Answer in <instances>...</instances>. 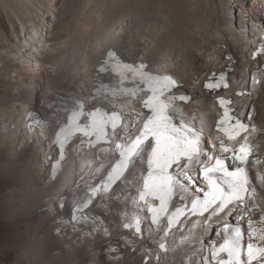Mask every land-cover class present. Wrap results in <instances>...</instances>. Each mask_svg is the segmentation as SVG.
<instances>
[{
    "label": "bare ground",
    "instance_id": "1",
    "mask_svg": "<svg viewBox=\"0 0 264 264\" xmlns=\"http://www.w3.org/2000/svg\"><path fill=\"white\" fill-rule=\"evenodd\" d=\"M111 49L125 62H143L153 74L177 81L174 92L190 100L176 102L175 122L182 117L199 129L203 120L209 154L227 155L221 140L238 148L248 136L246 170L257 207L230 206L228 215L210 222L190 217L167 237L153 232L154 239L144 211L137 234L124 227L146 174V163H137L73 220L74 205L100 184L118 154L103 151L109 147L103 143L89 148L77 135L53 175L60 160L56 136L78 105L100 106L94 97L101 82L119 86L114 74L97 71ZM223 73L229 86L209 91L206 85ZM221 98L257 131L228 141L216 127ZM109 100L107 110L124 117L139 112L142 120L147 111L139 98ZM258 177H264V0H0V264H217L221 257L212 252L225 224L241 227L242 247L249 241L264 246L247 227L250 211L254 227L264 229ZM201 183L197 171L188 195Z\"/></svg>",
    "mask_w": 264,
    "mask_h": 264
},
{
    "label": "snow or ice",
    "instance_id": "2",
    "mask_svg": "<svg viewBox=\"0 0 264 264\" xmlns=\"http://www.w3.org/2000/svg\"><path fill=\"white\" fill-rule=\"evenodd\" d=\"M97 71L98 74H114L119 86L110 88L101 82L94 97L100 106L85 109L80 104L74 108L67 124L57 133L56 144L59 146L60 159L63 160L65 145L79 134L86 138V141H81L82 144L86 142L89 148L106 144L109 147L103 151H113L118 154V158L100 184L91 187L90 194L74 205L73 220H77L76 212L87 208L97 196L102 198L109 193L130 166L135 167L137 163H146V174L142 176V184L137 189L138 195L132 200L136 212L124 224L126 229L134 227L137 234L142 233L139 213L144 211L149 214L151 226H154L149 228L150 236L153 232H162L163 237H167L174 226L181 225L190 217H204L205 222H210L212 216L221 213L228 215L236 205L246 209L257 207L256 189L251 186L246 170L251 154L247 135L243 136L238 148L221 140L220 151L227 155H211L202 143L203 120L200 121L199 129L182 117L179 123L175 122L172 113L177 111L176 102H188L190 96L177 95L173 91L178 84L170 75L153 74L145 63L125 62L112 51L107 53ZM256 82L253 79V83ZM126 84L129 86L126 87ZM206 87L213 90L227 88L225 74H221L218 79L214 77ZM140 93H144L146 98L141 97ZM110 97L139 98L142 109L147 110L143 113V119L139 112L135 116L124 117L115 110L108 111L104 102L111 103ZM219 103L224 111L216 127L228 141L257 131L254 126L250 128L249 124L232 114L226 107L231 101L221 98ZM248 119H251L250 115ZM197 171L202 175L205 186H197L194 190L196 194L189 196L188 185L193 183ZM258 179L264 186V177ZM249 200L253 203L249 204ZM246 214L249 216L248 236L264 243V229L254 227L251 212ZM238 219H243V216ZM260 223H264V213ZM222 234V242L212 252V256L221 257L217 264H264V246L249 241L246 247H242L243 233L238 224L234 227L225 224ZM159 247L166 250L164 242ZM222 254H226V259L222 258ZM245 256L246 260L243 258Z\"/></svg>",
    "mask_w": 264,
    "mask_h": 264
}]
</instances>
